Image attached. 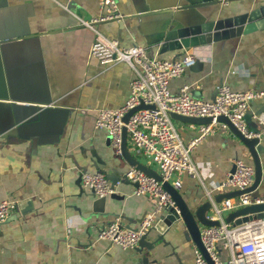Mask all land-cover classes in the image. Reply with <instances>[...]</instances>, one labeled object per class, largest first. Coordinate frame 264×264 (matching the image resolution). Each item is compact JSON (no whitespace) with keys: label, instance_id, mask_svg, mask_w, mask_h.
I'll use <instances>...</instances> for the list:
<instances>
[{"label":"crops","instance_id":"1","mask_svg":"<svg viewBox=\"0 0 264 264\" xmlns=\"http://www.w3.org/2000/svg\"><path fill=\"white\" fill-rule=\"evenodd\" d=\"M191 1L198 0H117L121 16L97 28L123 47H144L151 57L176 60L193 54L196 63L171 80L173 94L188 85L193 97L214 100L221 83L233 90L264 91V0H213V6H198L199 13L211 7L216 19L257 10L255 23L261 25L192 51L161 52L163 16L135 12ZM102 13L99 0H0V201L18 202L0 223V264H196L195 245L181 230L168 231L142 254L98 236L115 218L124 228L137 229L155 210L147 195L135 194L133 184L123 179L132 165L115 152L108 131L96 126L102 108L125 102L135 77L127 62L103 65L92 54L95 32L82 22ZM248 114L249 128L259 130L253 115L264 114V95L251 102ZM175 124L184 143L199 133L197 124ZM128 149L158 171L130 141ZM258 151L263 174L254 195L263 197L264 135ZM191 157L199 175L175 174L170 181L181 178L178 191L192 207L210 200V183L233 172L236 159L253 164L247 147L230 129L218 126ZM81 171H102L122 183L115 193L98 197L80 184ZM158 235L153 230L149 239ZM218 245L226 259L229 252Z\"/></svg>","mask_w":264,"mask_h":264},{"label":"built area","instance_id":"2","mask_svg":"<svg viewBox=\"0 0 264 264\" xmlns=\"http://www.w3.org/2000/svg\"><path fill=\"white\" fill-rule=\"evenodd\" d=\"M99 1L103 13L90 21L82 22L95 32L91 52L103 65L127 62L134 70L135 77L131 81L130 94L125 102L116 108H102L98 113L96 126L108 131L111 145L119 155L123 154V132L126 128L127 142L130 141L139 153L150 158L158 166L157 172L162 177L159 181L136 165L130 166L123 173V179L133 184L135 194L147 195L155 204V210L145 214L137 229L124 228L120 218H115L99 230V238L123 249H132L138 246L142 236L155 224L159 214L167 206H173L179 212L164 182L170 181L175 174L188 173L193 177L199 175L191 153L215 127L229 129L225 122L218 121L219 116H226L247 137L264 135V114L253 115L261 126L258 131L249 128L245 121L251 102L263 97L264 91L233 90L227 83H221L217 86V96L214 100L193 97L188 85H184L179 93L173 94L169 87L171 80L183 75L187 68L193 66L196 57L193 54L176 60L151 57L142 46H121L117 39L105 36L97 28L98 23L121 16L117 0ZM142 103L145 107L135 110L126 122L125 116ZM172 113L192 117L208 116L212 121L199 125L198 135L190 142L184 143ZM235 164V170L224 180L210 183L209 197L212 208L207 217L219 220V224L203 225L200 230L201 241L214 264H264V218L241 225L226 221L229 212L264 202V197L256 196L254 192H246L217 202L211 193L245 190L253 185V164L242 159H236ZM121 183L122 178L113 182L102 171L80 173V184L102 198L115 193ZM172 185L180 188L181 178H176ZM17 207L18 202L15 200L0 201V223L7 220ZM219 242L229 252L226 259H223L216 249ZM194 252L196 264H210L199 247L195 246Z\"/></svg>","mask_w":264,"mask_h":264},{"label":"water","instance_id":"3","mask_svg":"<svg viewBox=\"0 0 264 264\" xmlns=\"http://www.w3.org/2000/svg\"><path fill=\"white\" fill-rule=\"evenodd\" d=\"M214 4L216 3L213 0H198L196 2L191 1V3L188 5H181L179 2L174 7L159 9L148 8L145 10H137L135 13L138 17L152 15L163 16V27L160 33L161 52L181 49H189L192 51L193 48L200 45H206L222 39H229L231 37L241 35L242 33L252 32L258 29L259 25H261L255 23V19L259 14V11L257 10L237 14L228 18L218 19L212 18L215 13L212 12L211 7L210 11H207V13H199L196 10V8L200 5L213 6ZM142 107H145L143 103L137 108L131 110L125 116L124 120L127 122L130 115L135 110ZM171 115L176 120L197 125L209 124L212 121V118L208 116L192 117L177 113H172ZM218 121L225 122L233 134L238 138V140H240L247 147L255 168V181L253 185L245 190H232L215 196V200L217 202H221L226 198L236 197L242 193L254 192L259 187L263 171L258 146L261 144L262 137L250 138L245 136L224 115L219 116ZM252 130L258 131L254 128ZM122 151V155L124 158H126L130 165H136L149 175L155 177L157 180H162V177L156 170L141 163L131 154L128 149L126 128H124L123 132ZM164 186L175 200L179 212L173 206H167L165 210L159 214L155 224L142 236L138 246L135 247V250L142 254L145 248L148 250L153 249L156 242L163 240L165 233L168 231L176 230L179 232L181 230V232L188 233L194 245L199 247L204 252L209 263L214 264L201 241L200 234V230L203 225L219 224V220H213L207 217L212 208L211 201L208 200L197 207H192L182 198L178 188H175L170 181H165ZM258 218H264V202L253 203L240 209L231 211L227 214L226 221L233 222L235 225H241L245 222ZM153 230H156L159 233L157 240L155 241H151L149 239V234ZM143 259L145 261V258Z\"/></svg>","mask_w":264,"mask_h":264},{"label":"rangeland","instance_id":"4","mask_svg":"<svg viewBox=\"0 0 264 264\" xmlns=\"http://www.w3.org/2000/svg\"><path fill=\"white\" fill-rule=\"evenodd\" d=\"M245 121H246L247 125H251V126H252L253 122H252V119L249 118V114L245 117ZM175 122H176V120H175ZM248 127H249V126H248ZM216 249H217L218 252L220 253V247H219L218 244H217Z\"/></svg>","mask_w":264,"mask_h":264}]
</instances>
